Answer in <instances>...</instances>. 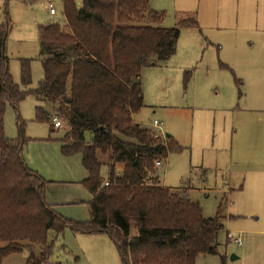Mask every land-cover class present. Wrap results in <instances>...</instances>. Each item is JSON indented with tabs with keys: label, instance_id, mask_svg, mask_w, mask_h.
<instances>
[{
	"label": "trees",
	"instance_id": "1",
	"mask_svg": "<svg viewBox=\"0 0 264 264\" xmlns=\"http://www.w3.org/2000/svg\"><path fill=\"white\" fill-rule=\"evenodd\" d=\"M78 1L63 0L64 25L39 27L44 75L36 88H28V63L21 70L24 87L13 80L6 52L11 21L6 16L0 24V264L24 251L27 264H62L53 251L66 229L107 234L122 264H196L200 254L217 253L220 215L205 216L184 187L163 186L156 162L181 147L137 123L134 114L144 106L142 69L169 60L181 26L197 21L165 27L151 0ZM30 94L38 102L36 121L48 122L53 133L52 112L62 120V153L82 156L89 174L82 184L93 194L89 221L54 210L46 201L48 181L24 158L30 139L19 107ZM8 104L17 113L15 139L5 132ZM103 164L109 167L105 181Z\"/></svg>",
	"mask_w": 264,
	"mask_h": 264
},
{
	"label": "rangeland",
	"instance_id": "2",
	"mask_svg": "<svg viewBox=\"0 0 264 264\" xmlns=\"http://www.w3.org/2000/svg\"><path fill=\"white\" fill-rule=\"evenodd\" d=\"M47 2L0 0V24L6 16L11 21L6 42L9 69L21 87L25 63L32 79L28 88H36L44 75L39 27L65 24L63 0H53L56 15ZM151 8L164 14L165 27L187 18L197 21V27L181 26L176 52L169 60L142 69L144 106L134 114L137 123L163 140L169 134L181 147L157 166L161 183L172 190L184 187L205 216L220 215L223 227L217 253L200 254L196 264H264V86H252L254 78L243 63L249 52L256 54L251 43L263 37L264 0H151ZM36 106L30 94L19 107L25 136L38 138L26 150L51 158L55 154L51 143L56 147L59 143L47 140L51 126L35 120ZM155 120L162 124L161 130L154 128ZM5 132L8 138L19 136L17 113L9 104ZM65 134L63 126L52 135ZM71 161L64 163L80 167L76 158ZM108 176L109 167L103 164V181ZM96 235L66 229L56 241L53 260L122 264L110 237ZM238 237L241 245L235 242ZM27 258L25 251L13 253L3 264H27Z\"/></svg>",
	"mask_w": 264,
	"mask_h": 264
},
{
	"label": "crops",
	"instance_id": "3",
	"mask_svg": "<svg viewBox=\"0 0 264 264\" xmlns=\"http://www.w3.org/2000/svg\"><path fill=\"white\" fill-rule=\"evenodd\" d=\"M78 2L80 3L81 0ZM262 32L264 33V30H262ZM262 35L263 37L260 39L257 38L259 41L254 40L251 43L252 51L256 54L252 55V53L249 52L248 56L243 61L245 66L244 70L254 78L253 82L251 81L252 86H257L254 88H261L264 86V34ZM242 76L245 77L244 74H242ZM239 83L243 84L241 81ZM52 134L53 133H50L49 137L51 136L52 140L59 143V146L57 147L51 143L55 152L54 157L50 158L45 155H35L25 148L24 158L30 168L33 170L35 169L36 172L38 171L42 173L45 177L42 174L40 175L48 181L46 185V201L54 210L66 218L77 221H89L91 219V214L88 202L93 199V194L82 184V181H84L89 175L88 171L83 166L82 156L80 154L72 156L64 155L61 151L62 143L60 141L63 137L54 138ZM28 138L30 141L26 147H30V145L38 139L33 138L32 136ZM52 140L51 142H53ZM75 158L78 160L76 162H79L80 164V167L78 168L67 166L64 163V161H67L71 164V159ZM57 174H59V176ZM104 235L106 234H97L96 236ZM91 238L93 239L90 240L93 241L98 237ZM108 241L110 243V240Z\"/></svg>",
	"mask_w": 264,
	"mask_h": 264
},
{
	"label": "built area",
	"instance_id": "4",
	"mask_svg": "<svg viewBox=\"0 0 264 264\" xmlns=\"http://www.w3.org/2000/svg\"><path fill=\"white\" fill-rule=\"evenodd\" d=\"M47 3H48V8H49L50 13H51L52 15H56V14H57V10H56V8H55V4H54L53 0H48ZM52 118H53V119H52V123H53V127H54V128L59 129V128H62V127H63L64 124H63L62 120L59 118L58 115H55V114H54V115L52 116ZM153 126H154V128H155L156 130H161L162 124H161L160 122H158L157 120H155V121L153 122ZM162 163H163V162H161V161H157V162H156V165H157V166H161ZM105 184L108 185V184H109V181L105 182ZM235 242H236L237 244H239V245L242 244V240H241L240 237H238L237 239H235Z\"/></svg>",
	"mask_w": 264,
	"mask_h": 264
},
{
	"label": "water",
	"instance_id": "5",
	"mask_svg": "<svg viewBox=\"0 0 264 264\" xmlns=\"http://www.w3.org/2000/svg\"><path fill=\"white\" fill-rule=\"evenodd\" d=\"M166 137H170V135H169V134H167V135H166Z\"/></svg>",
	"mask_w": 264,
	"mask_h": 264
}]
</instances>
